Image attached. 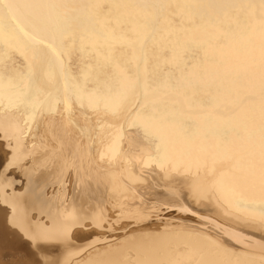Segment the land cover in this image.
I'll return each instance as SVG.
<instances>
[{"label": "bare ground", "instance_id": "obj_1", "mask_svg": "<svg viewBox=\"0 0 264 264\" xmlns=\"http://www.w3.org/2000/svg\"><path fill=\"white\" fill-rule=\"evenodd\" d=\"M75 104L94 116V157L118 171L91 162L84 122L56 118ZM24 124L34 146L21 137ZM138 126L157 155L122 151ZM0 133L9 149L0 158L32 164L21 194H8L14 182L1 174L0 196L41 250L61 243L68 260L75 227L99 223L115 194L132 199L129 182L143 183L152 166L164 178L184 175L192 194L242 223L221 217L222 236L189 224L195 233L138 237L132 252L114 249L90 264H264V228L250 224L264 226V0H0ZM70 173V197L46 194ZM35 210L48 225L33 221Z\"/></svg>", "mask_w": 264, "mask_h": 264}, {"label": "rangeland", "instance_id": "obj_2", "mask_svg": "<svg viewBox=\"0 0 264 264\" xmlns=\"http://www.w3.org/2000/svg\"><path fill=\"white\" fill-rule=\"evenodd\" d=\"M75 105H76V107L74 109L75 113L73 111V115H72V112H69L71 114L68 113L69 115H66L67 114L66 112L63 113V111L61 112L59 109L55 113L56 118H59V117L67 118L70 122H72L74 124L84 122L83 127H82L84 130L81 129V133L83 134V137L84 136L88 137L85 140H88L89 142L94 144L92 146V144L89 143L91 162H93L95 160L97 164L96 163H93V164L96 167L99 166L98 168L101 171H105V170H106L105 172H108V170L118 171L120 169L119 164L117 165V163H115L116 166L113 167L114 164H111L110 161H108V162H110L109 164L106 160L104 161L105 163L107 162L106 164L102 162V160H104L105 158L103 159V158H100L98 156H96L97 158L94 157L95 152L98 148L97 132H96L97 128L95 126L94 116L92 114H90V115L89 114H86V115L82 114V112H79V110L83 111L82 107H80L77 104H75ZM89 120L91 123L89 122ZM24 127H25V129L27 128L28 130L26 129L23 132V134L21 135V137L25 141H27V143L30 146H34L36 143L35 138H37V137L35 135H33V136L31 135L32 133L29 131V128L27 126H25V124H24ZM127 131L130 132V134L128 133L129 134L128 138L131 139L134 143L133 142L130 143L132 146H130V145L125 146V144H124L126 142L125 140H127L128 138L127 137L124 138V143L122 145V151H125V149H128V151L130 152V155L133 156V158H135L136 156H151V155H157L158 154L159 149L156 147L155 139L150 137V136H149L150 137L149 138L147 134H144L146 132H144V130L141 129V127H139V126L136 128L135 127H129V130H127ZM27 132L30 134H28ZM0 135H1V133H0ZM92 137H93V140H92ZM134 137H136V138H134ZM26 138H29V139H26ZM131 140H129V141H131ZM147 150H149V151H147ZM5 152H9V149L6 146L5 139L0 137V155L2 153L5 154ZM138 152H140V153H138ZM150 152H152V153H150ZM92 153H93V155H92ZM134 154H136V155L134 156ZM96 155H98V152H96ZM0 162H1L0 165L3 164V167L1 168V171H0V175L3 174V176L5 175L4 177L7 176L6 178H8V177L10 179L12 178L11 181L14 182L12 185L10 184L12 186V188H10V185H9V189H7V187H6L7 193L11 194V195L23 193L24 192L23 189H25V187H26L27 177L25 174H22V173H24V167H28V166L32 165L31 161H29V160L25 161L23 165H19V166L18 165L15 166L14 164L11 163V161L9 159H5V158H0ZM99 162L101 165L100 164L98 165ZM110 164L112 166H110ZM7 168H9V169H7ZM2 171H3V173H2ZM149 171L150 172H147V175H146V180H145L146 182L145 181L143 182L144 184L140 183V182L139 183L137 182L136 184L129 182V184H130L129 188H130L131 192L133 190L134 193H132V194H135V195H131L133 197L132 199L130 196L126 195L127 194V193H125L126 191L122 192L123 194L122 193L115 194L114 197H111L110 200L106 202L105 205H107V208H106V206L104 207L105 213L103 214V217H102L103 219H101V221L99 223H94L93 221H90V219H87L82 224L75 227L74 232H73V237H71L72 238L71 241H72V245H73L74 249L72 248L70 255H68L69 259L68 260L66 259V261H65V259H63V258H65V256H64V254L62 255V253H63L62 250L59 251L60 250L59 244H61V243H58V244H55L56 242L55 243H52V242H48V243L45 242L44 243V241L43 242L41 241L42 243H44L43 245H45V244H46V246L49 245L48 250H46V251L41 250L39 248L41 243L36 244L31 235L27 234L26 232H24V230L21 227L14 224L13 222H11L10 217L13 214L14 210L12 208H14V207H13V205L11 206V204L3 201L2 197H1L2 195L0 193L1 204L5 207L4 210L0 209V212H1L0 222L2 224H4V227L2 230L3 236L0 237L1 238L0 241H1V243H3V244L0 243V245H1L0 246V264H4V263L5 264H9V263L10 264H12V263H19V264H70L71 262H72L71 264H90V261L92 259H94V258H96V257H98V256H100L106 252H110L114 249L119 248L121 251L124 250V253L132 252L133 249L131 248V245L134 242V239L136 240L138 237H140V238L143 237V239L147 240L151 235H160V234H164V233H186V232H188V229L192 233H195L196 230H198L200 233L202 232L205 234H209L210 236L212 235V237H213V235H214L213 233L217 230L222 231V233L224 231L228 230V228L226 229L227 224L223 223L224 221L220 220L221 217L236 220V221H234L236 223L239 222L238 219H234L233 217H231L229 215L228 216L226 215L224 217V212H222L219 208H217L215 205L210 203V201H208L207 197H206L207 198V200H206V199H204L205 197L200 198V197H196L195 194H192V191L189 187L191 185H189V183L185 184L184 180L186 178L183 179L185 177L184 175H181V174H178V175L175 174L174 175L173 174V175L169 176V179H168V176H165V178H164V173L159 171V169H152V166L149 167ZM72 174L70 176L67 175L66 179L64 180V183L52 182L50 184L51 186L48 184L47 185L48 187L45 188L46 194L48 196L49 195L51 196V195H55L57 193L56 195L61 194V195H66V196L70 197L74 191L73 190L74 182L72 181L73 179L71 177ZM156 174L158 176H156ZM152 175H154V177ZM68 177L70 179H67ZM173 179H177V184L180 186H174V187L168 186V187H166L165 185H163L164 180H173ZM70 181L72 183H70ZM68 187H70V188H68ZM165 187L167 189H165ZM68 189H70V190H68ZM48 190H49V193H48ZM134 190L136 191V193ZM59 192H60V194H58ZM68 192H70V193H68ZM169 192H171V194H169ZM209 195H211V194H209ZM135 196H137V198ZM116 197H119V198L117 199ZM129 199H131V200H129ZM137 200H138V206L136 203ZM139 201L142 202L143 204L140 203ZM195 201L198 202V204L193 203ZM144 202L146 204H144ZM199 202H200V204H199ZM124 203H125V205H124ZM208 205L209 206L211 205V206L209 207ZM146 206H147V208H146ZM203 206H205V208ZM206 206H207V209H206ZM132 207H134V208H132ZM180 208H182V210H180ZM183 208H185V209H183ZM202 208H204V209H202ZM210 208H212V209H210ZM130 209H132V210H130ZM136 209H138L139 212ZM134 210L138 214L133 213ZM144 210L145 211L147 210L148 212L147 211L145 212ZM207 212H209V213L206 214ZM230 212H232V211H230ZM139 213H141V214L139 215ZM232 213H234V212H232ZM31 215L33 217L32 218L33 221L39 222V223L44 224V225L49 224V219L45 214L40 213V212L35 210L32 212ZM105 215H106V217H105ZM143 215L146 218L143 217ZM147 216H148V218H147ZM139 217H142V218L140 219ZM160 220H162V221H160ZM239 223H242V222H239ZM189 224H190V226L198 227L199 229H201L200 227H204V228L206 227L205 229L207 231L203 230V229H201L202 230L201 231L198 228L195 229L193 227H190ZM250 224L257 227L259 231L263 232V230H261V229L264 228V226L258 227V225L257 224L255 225L254 222H251ZM220 226H221V229H220ZM223 227L225 229H223ZM227 227H229V226H227ZM213 228H215L217 230L214 229L215 231H213ZM193 229H195V230H193ZM191 230H193L195 232H193ZM199 232H196V233H199ZM226 232H224L223 234L222 233L220 234L218 232H216V233L218 234L217 236H222ZM77 235H78V237L76 238ZM214 236H216V234ZM4 238H5L6 242H4V240H3ZM16 239H18V240H16ZM2 240H3V242H2ZM124 242L125 243L127 242L128 244L127 243L125 244ZM4 245H12V246L15 245L13 248L9 247V250H11L13 252L12 255L8 256V254H5L6 248L3 247ZM42 252H43V254L45 253L44 256H43ZM29 254H31V255H29ZM45 257H47V258H45ZM121 259L125 260V256L123 254L121 256ZM45 260L47 262H45Z\"/></svg>", "mask_w": 264, "mask_h": 264}, {"label": "water", "instance_id": "obj_3", "mask_svg": "<svg viewBox=\"0 0 264 264\" xmlns=\"http://www.w3.org/2000/svg\"><path fill=\"white\" fill-rule=\"evenodd\" d=\"M1 163V162H0ZM3 167V164L2 165H0V171H1V168ZM4 206L1 204V199H0V209H3L4 210ZM15 245H4L3 247H5L6 249H5V254H8V256H10V255H12V251L11 250H9V247H14ZM12 264H19V263H12Z\"/></svg>", "mask_w": 264, "mask_h": 264}]
</instances>
